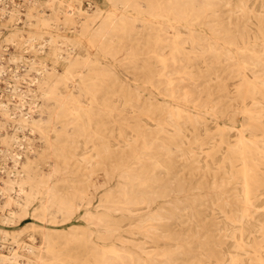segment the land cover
<instances>
[{
	"label": "bare ground",
	"instance_id": "bare-ground-1",
	"mask_svg": "<svg viewBox=\"0 0 264 264\" xmlns=\"http://www.w3.org/2000/svg\"><path fill=\"white\" fill-rule=\"evenodd\" d=\"M1 82L0 264H264V0H0Z\"/></svg>",
	"mask_w": 264,
	"mask_h": 264
},
{
	"label": "rangeland",
	"instance_id": "rangeland-1",
	"mask_svg": "<svg viewBox=\"0 0 264 264\" xmlns=\"http://www.w3.org/2000/svg\"><path fill=\"white\" fill-rule=\"evenodd\" d=\"M88 1L89 0H81V7L83 9H86L87 8ZM62 67H63V64H59L58 65V68H59L60 71L62 70ZM0 87L4 88V84L2 82L0 83ZM241 123H242L241 117L240 116H236V125L240 126ZM113 183H114V181L111 182V184H113ZM102 190H103L102 188L98 189L97 195H96V199L94 201L95 203L97 202L99 195L102 193ZM74 223L77 224V225H83V222L81 221V219L79 217L74 221ZM25 224H27V221L24 220V221H22V223L20 225L15 226V228L16 229H19V228H21ZM64 227H66V225ZM225 248H226L225 250H230V245H227Z\"/></svg>",
	"mask_w": 264,
	"mask_h": 264
}]
</instances>
